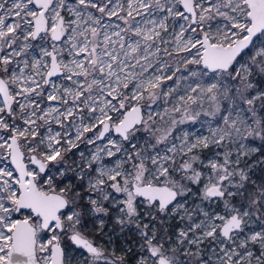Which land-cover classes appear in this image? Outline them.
I'll use <instances>...</instances> for the list:
<instances>
[{
    "label": "snow or ice",
    "instance_id": "6c2138e0",
    "mask_svg": "<svg viewBox=\"0 0 264 264\" xmlns=\"http://www.w3.org/2000/svg\"><path fill=\"white\" fill-rule=\"evenodd\" d=\"M261 81L264 0H0V264H264Z\"/></svg>",
    "mask_w": 264,
    "mask_h": 264
},
{
    "label": "rangeland",
    "instance_id": "374dc122",
    "mask_svg": "<svg viewBox=\"0 0 264 264\" xmlns=\"http://www.w3.org/2000/svg\"><path fill=\"white\" fill-rule=\"evenodd\" d=\"M58 83H64V81L62 80H58ZM261 84L264 85V81H261ZM39 99V98H37ZM48 106V102L45 98L44 101H42V107H47ZM201 120L204 119V117L200 118ZM165 127H170V125H164ZM183 132H189L190 135H192L193 133H201L203 132L204 134H206L207 132V125H205L203 128L201 127V125L199 123L197 124H192L190 122L182 124V125H177L176 128L173 131V136L174 137H180L183 135ZM179 141L177 140V143Z\"/></svg>",
    "mask_w": 264,
    "mask_h": 264
}]
</instances>
